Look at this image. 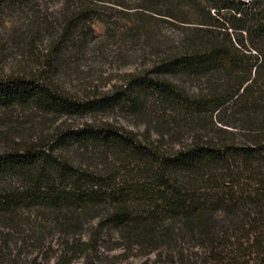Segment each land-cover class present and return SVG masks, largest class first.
<instances>
[{
    "label": "trees",
    "instance_id": "16d2710c",
    "mask_svg": "<svg viewBox=\"0 0 264 264\" xmlns=\"http://www.w3.org/2000/svg\"><path fill=\"white\" fill-rule=\"evenodd\" d=\"M145 1L178 30L149 70L87 99L34 77L0 79V113L158 116L187 143L165 149L106 124L1 151L0 225L35 208L99 211L107 225L148 245L187 237L207 252V264H264V0ZM31 2L0 0V15ZM93 12L66 16L63 44L75 45L74 31ZM59 52L51 68L62 64ZM73 151L100 163L77 164Z\"/></svg>",
    "mask_w": 264,
    "mask_h": 264
},
{
    "label": "rangeland",
    "instance_id": "374dc122",
    "mask_svg": "<svg viewBox=\"0 0 264 264\" xmlns=\"http://www.w3.org/2000/svg\"><path fill=\"white\" fill-rule=\"evenodd\" d=\"M149 6L145 0H32L25 7L6 11L0 15V79L34 77L72 99L97 97L119 88L130 74L149 70L172 47L177 34L176 27ZM81 7L94 11L91 19L74 31L75 45L63 44L60 38L66 16ZM140 23L149 36L136 32ZM59 50L62 64L51 68L48 65ZM3 113L0 152L86 125H112L133 132L145 144L165 149L189 139L158 116L133 119L120 112L45 115L34 109ZM159 130L168 133L161 138ZM69 157L84 167L100 163L93 153L73 151ZM103 219L99 211L22 210L16 224L0 225V264L208 263L207 252L187 237L176 245L154 237L148 245L136 236H125Z\"/></svg>",
    "mask_w": 264,
    "mask_h": 264
}]
</instances>
